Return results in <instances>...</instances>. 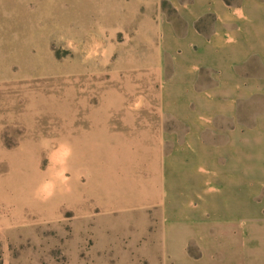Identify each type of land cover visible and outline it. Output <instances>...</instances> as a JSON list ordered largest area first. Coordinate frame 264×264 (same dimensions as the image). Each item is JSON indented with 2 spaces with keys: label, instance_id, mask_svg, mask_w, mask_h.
<instances>
[{
  "label": "rangeland",
  "instance_id": "rangeland-1",
  "mask_svg": "<svg viewBox=\"0 0 264 264\" xmlns=\"http://www.w3.org/2000/svg\"><path fill=\"white\" fill-rule=\"evenodd\" d=\"M149 5L0 0V264H264L243 197L191 207L144 175L127 61Z\"/></svg>",
  "mask_w": 264,
  "mask_h": 264
},
{
  "label": "crops",
  "instance_id": "crops-1",
  "mask_svg": "<svg viewBox=\"0 0 264 264\" xmlns=\"http://www.w3.org/2000/svg\"><path fill=\"white\" fill-rule=\"evenodd\" d=\"M153 2L127 61L148 183L191 207L243 197L264 221V0Z\"/></svg>",
  "mask_w": 264,
  "mask_h": 264
},
{
  "label": "bare ground",
  "instance_id": "bare-ground-1",
  "mask_svg": "<svg viewBox=\"0 0 264 264\" xmlns=\"http://www.w3.org/2000/svg\"><path fill=\"white\" fill-rule=\"evenodd\" d=\"M61 157H62V156H61ZM63 158H64V157H63ZM63 158H62V159H63ZM59 161H60V160H59ZM46 188H48V187H46Z\"/></svg>",
  "mask_w": 264,
  "mask_h": 264
}]
</instances>
